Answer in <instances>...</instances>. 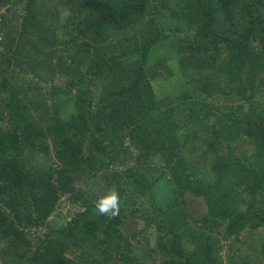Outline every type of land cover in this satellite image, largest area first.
Segmentation results:
<instances>
[{
  "label": "trees",
  "instance_id": "obj_1",
  "mask_svg": "<svg viewBox=\"0 0 264 264\" xmlns=\"http://www.w3.org/2000/svg\"><path fill=\"white\" fill-rule=\"evenodd\" d=\"M19 1L24 3L21 25L18 29L6 32L0 46V97H4L5 104L0 112V121L9 124L5 126L0 122V242H4V256L0 255L3 259L1 264H8L10 261H14V264H75L74 260L66 257L63 242L51 238L53 233H60L74 242L79 240L82 244H91L92 250L99 253V247L107 245L109 240L111 248H121L123 237L118 229L119 217L105 216L107 219L102 220L104 225L101 226L100 221L91 217L90 209L78 212L69 222L57 227L55 232H47L30 254L26 252L30 242L25 228L43 223L62 194H69L73 200L81 199L86 202L87 199L75 184L76 175L82 170L103 169L100 159V154L105 151L103 139L119 133L117 131L122 130L130 119L135 125L134 129L127 130L131 138L133 133L142 131L155 146L169 149L171 160H174L172 168L170 167V181L174 183L179 196L187 191L204 199L207 206L204 221L218 219L225 222L224 232L228 236L237 234L245 226L254 229L264 225V204L255 206L256 191L264 189V163L260 170L256 168L264 158V106L256 104L251 96H240L246 104L216 106V111L212 113L213 122L198 136L202 151L213 157L210 168L215 174V180L205 181L182 166L183 156L177 153V158L174 159L171 148L166 144L169 134L180 130L174 114L186 103L175 106L168 103L167 100L171 101V98H158V92L148 78L146 65L154 37L136 47L133 51L134 59L130 63L117 60L113 64H109L105 55L98 52V47L91 49L90 41L83 38L90 36L92 40L99 41L103 39V32L109 26L118 28L133 21L140 23L154 0H119L116 4L108 0L77 1L78 22L73 24L76 34L72 35V40L82 37L85 47L77 48L78 54H70L66 60L60 58L54 65L49 59L45 63L40 58L47 55L48 49L57 43L59 19L55 18L50 23L40 22L33 8L34 0ZM193 1L196 5L194 18L190 20L186 8L182 9L180 15L186 24L196 22L197 30L193 36L184 35L187 44L178 50V67L188 72L190 67L195 69L196 65L203 62V57L183 54L186 45L193 46L194 50L212 51L208 57L213 61L220 43L235 57L234 65L230 61L226 66V72L230 73L232 81L236 77L245 76L253 79L263 72L264 68L260 64L263 53L252 48V43L258 38L259 41H264L260 36H264V0ZM10 2L11 0H0V8L8 6L6 10H10ZM185 7H189L188 1ZM4 15L5 12L0 13L2 21L5 20ZM222 17L230 24L231 32H224L223 26L216 24ZM2 21L0 24H3ZM187 29L182 32L186 33ZM84 63L86 66L82 68ZM58 66L59 71L66 75L68 91L75 89V113L68 119H63L57 110H50L45 105L37 106L33 101L22 100L17 86H11L8 79L14 69L24 74L31 71L28 87L25 89H32L35 97L42 91L40 81L46 80L48 72L56 71L55 67ZM216 66L211 67L212 70L206 75L212 83L209 81L198 88L206 94L224 93L226 90L215 82ZM98 77L102 81H96ZM96 82L101 84V97L99 104L93 107L89 86ZM246 90L254 91L250 81H246L242 92ZM235 94L241 95L240 92ZM193 112L194 108L189 106L188 120L192 123ZM205 114L209 115L208 112ZM183 135L186 140L187 134L183 132ZM49 138L60 165L36 169L19 158L26 148L47 153ZM237 138H245L255 145L257 158L254 164L247 166L237 156L231 155L227 148V151H221L226 147V142ZM221 139H225L224 147ZM87 149L88 153H85ZM105 179L107 188L115 187L120 197L126 189H129L130 197L134 192L143 196L152 191L154 186L153 181L132 168L112 171ZM241 196L249 197L247 202L245 200L244 209L239 208V203L244 201ZM156 209L163 210L162 206H156ZM165 220L167 225L159 226L158 229H165L167 236L160 235L157 246L170 259L166 260V264H218L216 242L212 236L202 234L198 237L191 232L190 236L196 245L189 252L181 244L185 230L176 223L177 220L182 221L180 213L166 212ZM186 229L189 231V228ZM100 232L106 237L99 236ZM260 249L259 255L264 257V241ZM102 250V259L91 256L86 264H106L110 252L105 248ZM83 255L84 253L79 259ZM126 255L125 262L123 261L125 264H142L138 258L139 262L134 261V256H129L128 253ZM244 259H239L237 264H263Z\"/></svg>",
  "mask_w": 264,
  "mask_h": 264
},
{
  "label": "rangeland",
  "instance_id": "obj_2",
  "mask_svg": "<svg viewBox=\"0 0 264 264\" xmlns=\"http://www.w3.org/2000/svg\"><path fill=\"white\" fill-rule=\"evenodd\" d=\"M77 1L79 0H34L33 8L40 22L50 23L55 18L59 19L57 43L54 47L48 49L47 55L40 59L45 60V63L49 59L53 65L60 58L69 59L70 54L79 53L77 48L83 49L85 47L81 41L84 38V40L90 41L91 49L99 48L98 52L105 55L109 64H113L117 60L130 63L134 59L133 51H135L136 47L140 46L148 38L154 37L149 61L146 65L148 78L152 81L155 91L158 92V98L163 100L171 98V101H167L175 106L180 103H186L174 114L180 130L171 132L166 144L171 148L174 159L177 158V153L183 156L184 165L182 166H185V169L193 172L200 179L213 182L215 174L212 173L210 168L213 157L210 153L202 151L199 146L201 142L198 136L208 124L213 122L212 113L216 111V106L219 104L222 107L228 105L236 106L244 103V99L240 98V96H251L256 104L264 106V71L257 74L253 79L245 76L236 77L232 81L230 73L226 72V66L230 61L233 62L235 57L229 54L230 50L224 44L220 43L217 46V54L214 55L215 59L213 61L208 57L212 51L194 50L193 46L188 47L186 45L183 48V54H194L195 56L203 57V62L199 66L196 65L195 69L190 67L188 72L182 71L178 67L177 62L178 50L187 44L184 40V35L193 36L197 26L194 21L189 24L183 22L180 14L182 9L186 8L189 11H187V14H189L190 20L194 18L196 5L193 0H154L152 7L148 10L149 12L142 17L140 23L133 21V23L125 24L118 28L109 26L103 32V39L99 41L92 40L90 36L77 37L72 40V35L76 34L73 24L78 22ZM108 1L114 4L119 2V0ZM187 1L189 7H185ZM10 3V10H6L8 6L0 8L1 14L5 12L4 21H2L0 16V21L3 22V24H0V46L1 42L4 41L3 35L6 32L13 31L14 28L18 29L21 25L22 5L24 3L19 0H11ZM49 9L50 11H48ZM48 13L50 14L49 17ZM216 24L220 27L223 26L224 32L229 33L232 30L228 21L223 17L216 21ZM186 29V33L182 32V30ZM260 36L264 38L262 34ZM252 48L257 49V52L262 51L263 55L260 57V64L264 68V41H259V38L256 39L252 43ZM117 57L119 58L117 59ZM214 63L217 65L215 69L216 77H214L215 82L226 90L224 93L215 92L212 94L211 92L206 94L198 88L202 84L211 81L206 75L212 70L211 67L215 66ZM232 64L234 65V62ZM85 66L86 63L82 64V68H85ZM45 68L47 69V67ZM59 69L60 66L55 67L56 71L48 72V78L40 81L39 85L42 91L37 93L35 97L32 89L27 91L25 89L28 87L31 71L24 74L18 69H14V73L9 74L8 79L11 86H17L18 95L22 100L26 102L33 101L37 106L45 105L50 110H57L60 115L62 114L63 119H68L71 114L75 113L73 102L75 89L68 91L66 75L60 72ZM96 81H102V79L98 77ZM246 81L247 83L250 81L251 85L254 86L253 92L247 90L242 92ZM89 89L91 90L92 105L95 107L100 102L101 84L96 82V84L89 86ZM238 92L241 95L235 94H238ZM180 95L181 99H179ZM4 105V97L1 96L0 112L3 110ZM189 106L194 108L192 113L194 123L188 120L187 111ZM206 112L209 115L206 116ZM1 124L3 125L4 122H1ZM4 125L9 126L6 123ZM125 127L122 130H118L117 132L119 133L114 136H108L106 140L103 139L105 151L100 154L103 169L82 170L76 175L75 184L83 194V197L87 199L86 202L81 199L73 200L69 194H62L52 213L43 223L38 226L25 228L26 237L30 242V245L26 248L27 254H30L36 245L44 239L47 232H55L58 230L57 227L69 222L72 217L82 210L90 209L91 217L100 221V223L102 220L106 221L107 216H101L95 210L96 199L109 189L106 186L105 177L111 174L112 171L120 172L126 168H132L153 181L154 186L152 191L143 196L136 195L138 192H134V195L130 197L129 189H126L124 195L120 197L121 206L118 216L120 219L118 229L123 237L121 240L123 243H121V248L117 250L113 247L111 248L112 243L110 240L108 241L109 244H103L102 247H99L101 253H103V248L110 252L106 259V264H125L126 253L129 256H134V261L140 260L142 264H166V260L170 259L158 248L157 240L160 235L167 236V234L165 229L160 230L158 227L167 225L165 220L166 212L171 211L180 213L182 221L179 222L177 220L176 223L179 228L181 227L185 230L183 231L184 235L181 238V244L187 251H192L196 245L190 236L191 232H194L198 237L202 234L213 237L216 242L218 264H227L230 261L233 264H237L239 259L242 260L244 258L251 262L264 264V257L259 255L261 244L264 241V225L254 229L245 226L237 234L228 236L224 232L225 222L218 219L204 221L207 216V206L204 199L195 197L187 191L183 196H179L175 191L174 183L170 181L172 176L170 167L172 168L174 160H171L169 149H162L159 145L155 146V143L151 142L146 137V133L142 131L133 133V138H131L127 134V130L135 128L131 119L128 120ZM183 132L187 134L186 140H184ZM224 140H220L223 147L225 144ZM48 143L49 150L47 153L26 148L19 158L25 161L27 165L35 166L36 169L60 165L61 162L54 154L51 138L48 139ZM226 148L228 152H231V155L237 156L247 166L254 164L256 161L255 145L245 138H237L229 143L226 142V147L221 151H227ZM85 153H88V149L85 150ZM263 163L264 158L256 168L260 170ZM262 172L264 178V169ZM241 198L244 201L239 203V208L244 209L249 197L241 196ZM255 198L257 202L255 206H262L264 204V189L257 190ZM156 206H162L163 210L157 211ZM103 225L101 223V226ZM186 228H189V231ZM99 236L102 238L106 237L101 232ZM51 238L63 242L66 257L74 260L75 264H86L91 256L99 259L103 258L101 253L92 250L91 244H82L79 240L74 242L71 239L64 238L60 233H53ZM3 247L4 242L2 241L0 242V249ZM82 253L84 255L79 259ZM2 254L4 256V250L0 252L1 256ZM1 260L3 259L0 257V264L2 263ZM12 262L10 261L8 264H14V261Z\"/></svg>",
  "mask_w": 264,
  "mask_h": 264
},
{
  "label": "clouds",
  "instance_id": "obj_3",
  "mask_svg": "<svg viewBox=\"0 0 264 264\" xmlns=\"http://www.w3.org/2000/svg\"><path fill=\"white\" fill-rule=\"evenodd\" d=\"M121 198L119 191L112 187L99 195L95 201V210L101 216L115 218L120 214Z\"/></svg>",
  "mask_w": 264,
  "mask_h": 264
}]
</instances>
